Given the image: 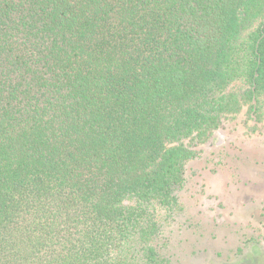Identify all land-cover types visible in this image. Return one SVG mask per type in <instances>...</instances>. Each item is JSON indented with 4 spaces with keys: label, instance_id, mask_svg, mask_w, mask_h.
<instances>
[{
    "label": "trees",
    "instance_id": "trees-1",
    "mask_svg": "<svg viewBox=\"0 0 264 264\" xmlns=\"http://www.w3.org/2000/svg\"><path fill=\"white\" fill-rule=\"evenodd\" d=\"M239 115L264 0H0V264H180L192 146Z\"/></svg>",
    "mask_w": 264,
    "mask_h": 264
},
{
    "label": "rangeland",
    "instance_id": "rangeland-1",
    "mask_svg": "<svg viewBox=\"0 0 264 264\" xmlns=\"http://www.w3.org/2000/svg\"><path fill=\"white\" fill-rule=\"evenodd\" d=\"M193 148L182 197L187 219L174 235L185 241L180 264H264V133L239 115Z\"/></svg>",
    "mask_w": 264,
    "mask_h": 264
}]
</instances>
